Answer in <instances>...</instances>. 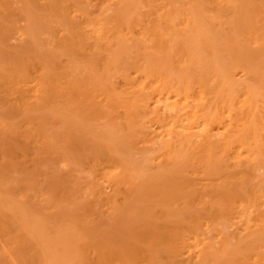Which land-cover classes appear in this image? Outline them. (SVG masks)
<instances>
[{
	"label": "bare ground",
	"instance_id": "obj_1",
	"mask_svg": "<svg viewBox=\"0 0 264 264\" xmlns=\"http://www.w3.org/2000/svg\"><path fill=\"white\" fill-rule=\"evenodd\" d=\"M0 34L2 158L34 144L24 193L54 209L33 221L79 218V185L111 219L98 228L167 221L171 264H264V0H0ZM36 222L38 264H54Z\"/></svg>",
	"mask_w": 264,
	"mask_h": 264
},
{
	"label": "rangeland",
	"instance_id": "obj_2",
	"mask_svg": "<svg viewBox=\"0 0 264 264\" xmlns=\"http://www.w3.org/2000/svg\"><path fill=\"white\" fill-rule=\"evenodd\" d=\"M2 8L5 9V7H2ZM5 11H3V13ZM15 12H18V10H16ZM15 12H14V14H15ZM3 23H6V22L4 21ZM10 35L11 34L9 33L8 37ZM4 36H6V35H2V37H4ZM6 38H5V40H6ZM0 40L2 41L3 38H1ZM4 41H3V43L9 44V46L11 45V48H12V46H15L17 48V47H19V44L21 43V41L14 40L13 37H11V36L9 38H7V40H6L7 43H6V41L5 42ZM24 42L26 43L27 41L24 40ZM6 46H4V47H6ZM9 46H7L5 49L9 48ZM21 46H22V44H21ZM14 49L15 48L13 47L11 51L13 52ZM77 142L78 141H76V143ZM30 144L31 145H26V146H23L21 143L19 144L21 147H23V149L24 148H26V149L24 150L25 153H23V151L19 152V154L17 153V160L19 158H21V159L18 160V165H19V163L22 164L20 166L23 168V169L20 168L21 171L19 170L22 174L19 173L17 175V173L15 174L13 170H14V168H17V167H20V166L16 165V167L13 166L14 168H12V165H10V161L8 162V160L6 158L5 159L2 158V154H1L2 147H1V141H0V264H38V262H39L38 260L39 259L37 257H39V256H38L37 252L34 251L35 247L32 245L33 242L31 240V236H30L29 232H27V231H29V228L31 227L30 223L32 222V224L35 225L34 222H36V219H35V221H33L31 215H32V213H34V214H38L39 216H44L46 214L48 215L50 212L54 213V209L52 207L49 208V207H47L44 204H38V203L34 204L35 201L33 199H31V197L33 198V196H31V195H33V191L32 190H30L31 192H29V196H26L27 194H25V193H27L25 189L29 188L31 186V185L28 186V184H30V183L27 182V181H29V180H27V177H28L27 176V171H28V175L33 173L32 171L34 169H32V167L35 165L34 161H33L34 159L32 157L34 149H35V146L32 143H30ZM77 145H79V148L78 147L76 149L74 148L75 152H78V150H81L80 146H82V145L79 144V142L77 143ZM77 145H75L73 147H76ZM17 151H19V150H17ZM21 153L24 154L25 157L22 156V155L19 156ZM26 156H27V161H26ZM23 158H25V160ZM28 161L31 162V163L28 164ZM32 164H33V166H30ZM24 165L26 166L25 169H24V167H25ZM27 165H29V166H27ZM3 166L5 167L4 170H3ZM6 166L11 168L12 170L7 168ZM9 170L12 171V172H10ZM22 170H25V171L22 172ZM78 170H80V169H78ZM82 170L79 173V172H76L77 170H75V172H74L72 170H66V169L63 168V166H60L58 169H56V171L54 170V172L53 171L52 172L56 173V174L58 173V174L64 176V178H65L64 181L67 184L65 182H63V184L69 187V186H71V184L74 185L73 181L76 180V179L75 180L73 179L74 177L72 176V174H73L72 172H74V175L76 174L79 177L83 176L82 178L80 177L81 179L85 178L87 180L86 177L88 176V173H87L86 169L83 170V171ZM6 171H8V172H6ZM29 171H30V173H29ZM153 172H154L153 170H150L149 173L152 174ZM14 174L17 175V176L21 175L23 177H18V180H17L16 179L17 176H14ZM56 174H54V175H56ZM69 174H71V175H69ZM80 174H82V175H80ZM35 176H36L35 178H37V177L39 178V176H41V175L35 174ZM78 176L76 178L79 179ZM13 177H16V178H13ZM24 177H26V179ZM48 177H50V174L48 175ZM21 178H24L25 180L24 179L22 180ZM148 178H150V180L151 179L153 180V177H148ZM2 179L5 182H8V183L11 182L9 184L10 186L8 185V187H6V185L8 183L4 184ZM11 179H12V181H10ZM20 179H21V181H19ZM81 179H79V180H81ZM85 179H84V183H83V180H82V184L80 183V185H83V186L85 185L86 186L88 181H87V183H85V181H86ZM47 180H49V178ZM50 180H51V177H50ZM50 180L47 183H50ZM150 180L148 181V183H150ZM1 181H2L3 186L5 188L3 186H1ZM14 181L17 182V184L16 183L13 184L12 182H14ZM42 181L44 182V180H42ZM47 186H49V184ZM75 187L76 188L71 193L75 194L76 198H73V199H76L77 202L81 198V200H80L81 202L79 201L78 205L81 204L82 205L81 207H83V206L85 207V209H83L84 207L82 208L83 210H85V212L82 210L84 214H82V212H80V214H82V215H80L79 218L74 217L72 215H71V217H68L70 215L69 214L67 216V220L68 221H66V219H65L66 223H65L64 226L63 225L62 226H55L57 224L54 221H48V223L44 224V225L41 222H39V220H37V222H36V229L38 231H41V233L43 232L44 234H46L47 243L50 242L49 243L50 245H48V247L51 246V248H50L51 250L50 249L49 250H50L51 255L53 254L52 258H53V263L54 264H100L101 262H99V260L100 261L102 260V258L104 256L103 255L104 251H105V255L106 256L110 255L111 258H113V260L115 258V260L118 261L119 259L117 260L116 258H121L120 260H124L126 262L129 261V259L132 258L129 255H132L134 253L135 256L134 255L133 256L135 258H133V259H135L136 262L132 259L131 260L132 263H131V261H129V262H127V264H130V263L131 264H136V263L137 264H153V263H151L152 259L154 258V261H155L156 260L155 258L158 257L159 255H160V258L159 257L158 258L160 260H158V258H157V260H156L157 262H159L160 264H171V262H170V254H168V252L166 251L167 248H168V245H171V240L169 239V237H167V235L165 234V231H164L165 224H168L167 221H166V223H165L164 220H163V222H162V220L159 221L161 223V224L157 223V225L159 224V228L156 225L157 221L154 222L155 220H152V219H151V221L153 223L151 221H149V220H147V222H146V220H143L141 222V224H143V223L145 224V222H146V224L144 226L142 225V227H141V224H137L139 222L136 223V222L129 221L128 222L129 224L127 222L125 224V221H124V224L121 222L122 224L119 223V224H116L115 227L112 226L113 229L115 228V231L114 230H111V232L107 231V230H110V228H111V225H107V224H106V227H104L101 224L100 225L101 228H98V224H100V223H103L104 225H105V223H108V222L111 223V221H110L111 219H108L110 217H107V215L99 217V215L93 210V204L92 205H91V203L90 204L89 203L85 204V202H89V201L88 200L85 201L83 199V197H81V194L83 196V193H82L83 190H81L82 188L80 189L81 186H79V185L76 186L75 185ZM63 188H65V187L63 186ZM69 188H71V187H69ZM23 190H25V191H23ZM236 193H238V192L236 191L235 194ZM20 196H22V199H21ZM25 197H27V198L29 197V198L26 200ZM30 199H31V201H30ZM82 201L84 203H82ZM90 202H92V201H90ZM88 204L91 207H89V210H86V209H88ZM105 216H106V218L108 220L105 218ZM70 219L72 220L73 223H69V221L71 222ZM106 220H107V222H106ZM147 223H149V224H147ZM51 224L53 226H51ZM136 224H137V226H136ZM34 225H32V226H34ZM25 226H30V227H28V229H27V228H25ZM54 226H55L56 229L58 227V229L56 230L55 228H53ZM153 228H155V229H153ZM67 230H70V232L69 231L67 232ZM105 230H106V232H105ZM116 230H118V232L115 234ZM58 231H59V234L57 233ZM121 231L123 233H125V234L121 233ZM74 232H77V233H75V235H73ZM80 232H81V234H80ZM104 232L106 234H104ZM107 232H109V233H107ZM111 233H112L113 236H115L117 234H119V235H117V236L113 237V239H111L112 236L111 235L108 236V234H111ZM140 233H142V234H140ZM66 234H68V235H66ZM129 234H132V236L129 235ZM81 235L83 236V238H85V240L81 237ZM94 237H96V238H94ZM109 237H111L110 238L111 240H109ZM133 237H134V239H132ZM65 238H67V239H65ZM77 238H79V240ZM138 238H139V240H138ZM87 240L91 243V244H89L90 246L87 245L88 242L84 246V244H85V242ZM66 241H70V242H66ZM133 244H134V246H133ZM106 245L110 249L109 251H108V248H107ZM124 246H125V248H124ZM135 246H137V247H135ZM97 247H98V249H100V248H102V249L97 250L96 249ZM161 248H163V249H161ZM124 250L126 251V253H128L127 251H130V253L131 252H133V253L132 254L128 253V256H129V258H128V256H126L127 254H125ZM76 252H78V253H76ZM149 252L154 254V255L152 254V256H153L152 258L150 256L151 253L148 255L150 257L146 256ZM154 252H156V253H154ZM157 252H158V255H157ZM99 254H102V255H99ZM261 254H264V253L261 252ZM125 256H126L127 260H126ZM143 256H144V260H142ZM241 256H242V254L240 255V258H239L240 261L243 260L241 258ZM244 256L245 255L243 254V258H244ZM140 261H142V262H140Z\"/></svg>",
	"mask_w": 264,
	"mask_h": 264
}]
</instances>
